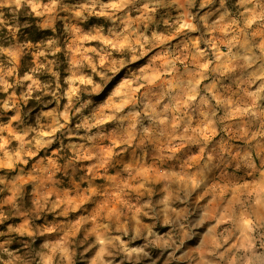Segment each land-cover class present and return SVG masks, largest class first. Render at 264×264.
<instances>
[{
    "label": "rangeland",
    "instance_id": "obj_1",
    "mask_svg": "<svg viewBox=\"0 0 264 264\" xmlns=\"http://www.w3.org/2000/svg\"><path fill=\"white\" fill-rule=\"evenodd\" d=\"M24 6L53 37L16 41ZM1 27L0 264H264V0H0Z\"/></svg>",
    "mask_w": 264,
    "mask_h": 264
},
{
    "label": "trees",
    "instance_id": "obj_2",
    "mask_svg": "<svg viewBox=\"0 0 264 264\" xmlns=\"http://www.w3.org/2000/svg\"><path fill=\"white\" fill-rule=\"evenodd\" d=\"M11 10V13L9 11ZM4 20L8 24L13 25L17 28V42L24 45L26 43L36 44L46 41L49 37H53L51 30H42L37 25V18L33 15L32 12L28 10L27 7H21L18 9H4ZM14 43L12 34L6 29V27L0 28V46L6 47ZM48 58L54 59L56 62L52 64V70L56 73L61 82L64 72V56L63 52H57L53 55H48ZM34 66L32 62V57L29 51L23 55L20 60V73L24 71H29ZM47 66L44 69H39L38 72L32 73V75L38 78L41 82H44L50 75L47 73ZM35 95H32L27 101V107L36 106L39 101L35 100ZM4 120V119H1Z\"/></svg>",
    "mask_w": 264,
    "mask_h": 264
}]
</instances>
